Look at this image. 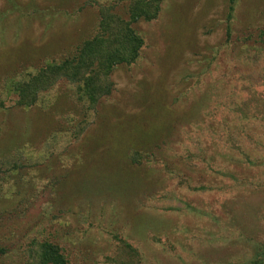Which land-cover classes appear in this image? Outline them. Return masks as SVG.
Here are the masks:
<instances>
[{
	"label": "rangeland",
	"instance_id": "374dc122",
	"mask_svg": "<svg viewBox=\"0 0 264 264\" xmlns=\"http://www.w3.org/2000/svg\"><path fill=\"white\" fill-rule=\"evenodd\" d=\"M44 243L264 264V0H0V264Z\"/></svg>",
	"mask_w": 264,
	"mask_h": 264
},
{
	"label": "trees",
	"instance_id": "16d2710c",
	"mask_svg": "<svg viewBox=\"0 0 264 264\" xmlns=\"http://www.w3.org/2000/svg\"><path fill=\"white\" fill-rule=\"evenodd\" d=\"M232 2H233V0H230V3H232ZM135 4L136 5H134V3H133L131 6L132 14L135 16V19H137L139 17H143L145 20H151V19L156 17L157 9L154 8L152 5L144 4V3H138V2H136ZM125 26L126 25H124V27ZM124 32H125V36H123V41H119L121 45L123 44V50H122L121 55H118L116 57L112 56L111 59H110L111 56L107 57V59H110L112 63H116L114 61V59L116 58L119 62H122V63L124 62L126 64H130L131 62H133V60H134L133 57H135L137 55V51L140 48L141 40L139 38L135 37L130 32L129 28H127V27L124 29ZM118 43L114 42V44L116 46H119ZM113 49H115V47H113ZM120 51H121V48H120ZM130 52H132L131 53L132 56L130 58H127L124 56V55H127V53L129 55ZM58 69L60 71H57ZM58 69H56V68L53 69L54 73H60L62 68L61 69L58 68ZM80 75H81V77H83V79H82L83 81H88L89 83H91L90 82V80L92 79L91 77H93V76L95 77L99 74L92 73V75H91V72H90L88 74V77L86 78L85 74L79 73L78 76L81 79ZM93 91L95 92V94H98V95L107 93V91H104V87H101V86H99L97 89H93ZM3 253H4L3 249H0V258L3 255ZM261 257L262 256H260V258ZM37 258L39 260V264H66V261H65L63 255L60 254L58 248L53 246V245L47 244V243L41 244L40 250H38V252H37ZM260 260L261 259H258V262Z\"/></svg>",
	"mask_w": 264,
	"mask_h": 264
}]
</instances>
